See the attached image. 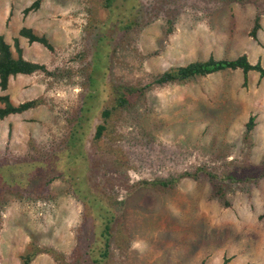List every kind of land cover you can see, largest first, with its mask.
<instances>
[{
	"label": "rangeland",
	"instance_id": "374dc122",
	"mask_svg": "<svg viewBox=\"0 0 264 264\" xmlns=\"http://www.w3.org/2000/svg\"><path fill=\"white\" fill-rule=\"evenodd\" d=\"M34 1L0 0V35L13 52L18 37L26 59L58 69L59 75L36 73L9 80L5 93L14 104L40 99L41 105L0 121V155L29 153L61 137L68 130L61 111L85 94L93 52H98V65H106L118 27L146 22L144 8L154 3L113 0L108 11L104 0H42L24 16ZM261 8V28L254 40L250 31L259 11L254 5L207 6L183 0L171 32L162 12L117 50L108 63L110 81L145 85L173 67L242 54L264 68V5ZM22 27L46 36L55 52L19 37ZM103 101L100 95L99 109ZM135 113V122L115 128V136L124 137L123 148L133 149L130 163L139 170L131 174L132 180L199 173L195 179L179 180L166 194L143 189L129 195L134 241L117 263L264 264V79L250 72L243 86L242 72L236 70L183 84L152 85ZM250 117L255 126L245 139ZM142 130L146 136L139 140ZM136 135L135 142L131 137ZM204 171L224 186L222 200ZM68 187L64 181L53 182L51 198L42 202L8 197L0 220V264H21L20 256L30 244L65 254L73 249L82 206ZM30 264L57 263L42 253Z\"/></svg>",
	"mask_w": 264,
	"mask_h": 264
},
{
	"label": "trees",
	"instance_id": "16d2710c",
	"mask_svg": "<svg viewBox=\"0 0 264 264\" xmlns=\"http://www.w3.org/2000/svg\"><path fill=\"white\" fill-rule=\"evenodd\" d=\"M42 0H35L23 10V15L37 10ZM183 0H154L151 7L144 8L146 22L130 23L118 27L115 43L111 53L106 57L107 64L99 66L98 52L91 56L92 65L86 75L87 89L82 99L77 100L67 110L61 111L62 118L68 127L61 137L46 146L33 149L29 153L0 155V220L2 211L9 202V196L25 198L30 203L49 200L50 187L60 180L68 184V192L82 206L81 222L74 227L75 245L65 254L52 248H42L30 244L20 256L21 264H30L37 255L49 254L57 264H118L117 260L128 254L133 243V232L130 228L128 197L132 193L148 189L157 194L172 191L183 178L195 179L198 173H183L178 178L137 179L131 174L138 173L130 163V147L124 149L123 135L115 136L116 126L124 128L138 119L135 113L141 108V100L152 85L165 86L183 84L190 80L207 77L224 71L240 70L243 75V86L247 83L250 72L264 79V68L258 61L251 64L245 54L235 59H215L209 57L183 66L173 67L156 74L152 82L145 85H128L110 81L112 57L118 49L122 51L125 44L133 41L134 34L146 24L164 13L168 30L172 31L179 3ZM199 1V0H198ZM113 0H104L103 8L110 11ZM207 6L212 3L227 5L233 2L252 4L259 11L255 15L250 36L257 40L261 28L260 13L264 0H200ZM139 5L141 4L138 1ZM172 4V6H171ZM171 6V7H169ZM105 26V25H104ZM18 36L25 38L29 44L37 43L51 53L54 47L46 36L36 35L30 28L22 27ZM11 45L0 35V121L10 116L22 115L41 105L40 99H32L14 104L5 93L9 80L18 75L41 73L57 78L58 69L51 70L45 64L32 62L24 57L23 48L18 37ZM122 48V49H121ZM100 95L105 96L103 107L98 108ZM94 115V116H93ZM255 126L254 117L245 124L244 138H248ZM145 135L142 130L141 140ZM136 142V136H132ZM119 139V140H118ZM118 140V141H117ZM141 141L137 142L140 144ZM35 149V150H34ZM139 153H144L139 150ZM137 170H136V169ZM200 171V170H199ZM214 187V193L221 200L224 186L216 183L217 177L204 171Z\"/></svg>",
	"mask_w": 264,
	"mask_h": 264
}]
</instances>
